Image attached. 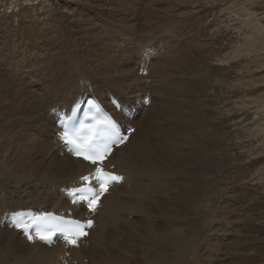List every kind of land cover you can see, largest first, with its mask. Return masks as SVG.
<instances>
[{
	"label": "rangeland",
	"instance_id": "1",
	"mask_svg": "<svg viewBox=\"0 0 264 264\" xmlns=\"http://www.w3.org/2000/svg\"><path fill=\"white\" fill-rule=\"evenodd\" d=\"M261 48L264 0H0V254L35 256L34 248L20 256V244L6 243L2 212L37 209L25 200H40L35 191L57 179L47 138L57 130L41 124V101L60 87L61 100H74L83 80L118 107L127 90L141 88L149 106L134 120L126 116L134 122L127 127L145 140L152 168L126 170L125 185L111 190L116 207L99 217L112 215L95 231L106 233L104 244L71 264H89L88 256L94 264H264ZM59 165V176H68L71 165L64 158ZM54 196L43 200L46 209L66 204Z\"/></svg>",
	"mask_w": 264,
	"mask_h": 264
},
{
	"label": "bare ground",
	"instance_id": "2",
	"mask_svg": "<svg viewBox=\"0 0 264 264\" xmlns=\"http://www.w3.org/2000/svg\"><path fill=\"white\" fill-rule=\"evenodd\" d=\"M215 1V0H214ZM217 1V0H216ZM226 1V0H225ZM207 3H209V2H207ZM217 7V6H216ZM260 26V25H259ZM146 43V42H145ZM264 48H261L260 50L262 51ZM255 70H256V68L258 69V68H261L262 69V66H255V67H253ZM260 69V70H261ZM249 70H251V71H249ZM254 70V71H255ZM129 71H131V70H129ZM246 71L247 72H245L246 74L247 73H249V72H253V69H246ZM257 71V70H256ZM256 71H255V73H256ZM259 71V70H258ZM160 73V72H159ZM112 76V75H111ZM192 76V75H191ZM108 77V76H107ZM104 78V77H103ZM113 81V80H112ZM82 83H83V80L81 81V83L79 82V84H77V86L80 88V90H83V92L81 93V94H78V95H73V96H75V98H74V100H66V101H63V100H61L60 99V94H61V96L63 97V96H65V91H63V87H60V88H56L55 90H53V92L54 93H56V95H52L48 100H42L41 101V113L39 114V116L41 117V124H42V120L43 119H46L47 121H48V123H50L51 125H52V123H53V121H52V118H53V114L51 113V110L52 109H54V108H57V109H59V110H62L63 108H70L75 102H78V101H81L85 96H94V97H96L98 100H99V102L103 105H106L108 108H111L113 111H115V106H116V104L117 105H119V103H114V106L113 105H111L112 103H107L106 101H105V99L104 98H102V95L101 94H98V93H96V92H94V91H92V89H90V88H88V87H85V86H82ZM123 84V83H122ZM54 85V83H52L50 86H53ZM139 85V84H138ZM76 85H74V83H72V88H75V87H77ZM128 86V85H127ZM127 86H126V88H127ZM131 86V85H130ZM133 86V85H132ZM140 86V85H139ZM130 88V87H129ZM160 88V87H159ZM188 88V87H187ZM135 89V88H134ZM158 89V88H157ZM51 90V89H50ZM50 90L49 91H47L46 90V94L47 95H50L51 94V92H50ZM66 90V89H65ZM139 90V91H138ZM135 89V91H133V89H131V90H127V91H129V92H131L130 94H128V95H126V100H124L123 102H127V104H131L132 102H138V98H140V100H142V96H143V94L144 93H142V90H141V88H139V89ZM145 90V89H144ZM133 91V92H132ZM146 93V92H145ZM154 93H155V91H154ZM156 96V95H155ZM165 96V95H164ZM113 96H111L110 98H112ZM136 97V98H135ZM138 97V98H137ZM158 97V96H157ZM159 97H161V96H159ZM35 98V97H34ZM148 98V97H147ZM116 99V98H115ZM167 100H169V98H166ZM117 100V99H116ZM32 101V100H31ZM114 101V100H113ZM155 101H157V100H155L154 99V97H152V102L154 103ZM165 101V99H163V98H161V99H159V102L160 103H163ZM181 101H182V99H181ZM33 102V101H32ZM37 102V101H36ZM106 102V103H105ZM112 102V101H111ZM177 102V101H176ZM182 104H183V102H182ZM171 105H173V101L171 100ZM175 105V104H174ZM176 105H178V104H176ZM241 107H243V106H241ZM40 109V108H39ZM148 111V110H147ZM116 113H117V111H116ZM149 112H147V114H148ZM180 113V112H179ZM178 113V114H179ZM146 114V115H147ZM118 115L116 114L115 115V117H117ZM125 118H124V121L126 122V127L128 126V127H132L133 128V123L134 122H132V121H130L126 116H124ZM118 118V117H117ZM31 120V119H30ZM34 120V119H33ZM29 121V120H28ZM141 121V120H140ZM139 121V123L135 126V128H139V126H140V124L141 123H143V122H140ZM158 121H157V119L156 118H153V121H152V125L150 124V122H149V120H148V125H147V129H150V127H153L156 123H157ZM35 124V123H34ZM144 124V123H143ZM142 124V125H143ZM120 125L122 126V122L120 121ZM46 126V125H45ZM169 129V128H168ZM55 130V129H54ZM57 130V129H56ZM34 131V130H33ZM36 131V130H35ZM204 131V130H203ZM57 133H58V130L56 131ZM152 132V131H151ZM136 133V132H135ZM133 134V135H131L130 136V138H129V140L126 142V144H124L122 147H118V148H114V147H112L111 148V150L113 149L114 151H113V153H112V155L110 156V159L108 160V162L107 163H105L104 165L105 166H114L113 165V161H114V159H115V155H117V154H120L121 156H120V161H118L119 163H118V166H116V167H114V171H112V172H115V173H118V174H121V175H123V177H122V179H121V183L119 184V185H115V186H113L112 188H110V193H108V194H106V195H104L103 197H102V199H101V202H100V205H99V207H98V212L96 213V215L94 216V219H95V226H94V228L92 229V230H90V233H89V235H88V238H87V241L83 244V245H81L82 247H79V248H74V249H69L68 251H69V254H70V257L68 258L69 259V261H72V259H77V257H79L80 258V255L79 254H81V251H82V254L84 253L85 254V252L88 254V252L90 253V252H92V251H96L97 249H99L103 244H104V242H105V238H106V233L104 234V232H99V233H96L95 231L98 229V227L100 226L101 228H102V226L104 227V228H106V226H107V224H108V222H109V220H110V216H112L111 214H108V219L105 221V222H103V221H101V220H99V217H106L107 215H106V211H108V213H110L111 212V210H113L112 208H115L116 206L115 205H112V202H111V190L113 189V188H115V187H117V186H122V185H125V180H124V178L125 179H127V174H129V173H126V170H129V172L130 171H134V168H136V167H138V165H141L142 167H141V171L140 172H143L142 170V168L145 166V167H147V169H148V167L149 166H151V162L147 159V157H146V150H147V147H146V142H145V140L144 141H142L141 139L139 140L138 139V136L136 135V134ZM165 135V137H167L169 134H167V132H165L164 131V133H161V135ZM136 135V136H135ZM178 135H181V134H178ZM186 135V134H185ZM160 136V135H159ZM184 137V136H183ZM187 137V136H186ZM47 138H50V143H51V146H52V148H53V150H54V154L51 156V163H53L55 166H56V168H54V169H57V175H56V178L57 179H54V181L50 184V189H49V187H46V186H42L41 187V190H36L35 192V195H38L39 193V195H38V197L40 198V200H36V199H30L29 197L25 200V202L27 203V204H29V206H31V207H35V208H37V209H39V208H41L42 210H49V211H54V210H57V209H59V210H63V209H68V210H71V211H73V212H75V213H78L79 214V216H83L84 215V213L83 212H81L80 211V209L79 210H76V208H77V203H73V205L70 207L68 204H67V200L65 199V196L64 195H57V194H55V191H56V189H58V191L60 190V189H62V188H64V187H67L68 189H70V187L72 188V186L73 185H70V184H72L71 183V179H72V177L74 176L75 177V175H77L78 174V179L80 178H82L83 176H85L86 174H88L89 173V171L92 169V166L90 165V164H88V163H85L84 161H82V160H80V159H74V158H72V157H70V156H68V155H66L65 153H64V151H63V149H62V147H61V145H59V143H58V141H57V137H56V133H54V134H52V133H50L49 135H48V137ZM135 138V139H134ZM176 138H178V137H176ZM182 138V137H181ZM169 139V138H168ZM185 139V138H184ZM177 140V139H176ZM132 141H133V143H132ZM156 141V140H155ZM177 142V141H176ZM183 142V141H182ZM45 143V142H44ZM180 143V142H179ZM185 143V142H184ZM183 143V144H184ZM154 144V143H153ZM1 145V144H0ZM43 142L41 141V147H43ZM45 145H47V143L45 144ZM156 145V144H155ZM181 146H182V144H180ZM185 145V144H184ZM2 146V145H1ZM5 146V145H4ZM160 146V145H159ZM3 147V146H2ZM156 147H157V145H156ZM37 148V147H36ZM50 147H48V149H49ZM51 148V149H52ZM159 148V151H160V147H158ZM126 149V150H125ZM182 148H180V150H181ZM10 150V149H9ZM23 150V149H22ZM21 150V151H22ZM25 150V149H24ZM13 151V150H12ZM20 151V152H21ZM26 151V150H25ZM183 151H184V149H183ZM12 153V152H11ZM161 153V152H160ZM163 153V152H162ZM177 154V153H176ZM15 155V154H14ZM10 156V155H9ZM35 156V155H34ZM37 156V155H36ZM43 157V156H42ZM179 157V156H178ZM177 157V159H179ZM45 158V157H44ZM43 158V159H44ZM59 158H64L65 159V161L66 162H68L71 166H70V173L68 174V176H64L63 174V176H59V172H60V168H61V166L60 165H62V164H60L59 165ZM182 158V157H181ZM180 158V159H181ZM7 159H9V158H7ZM20 159V158H19ZM36 159V158H35ZM162 159H163V157H162ZM2 160H3V158H2ZM15 161V160H14ZM41 161H42V159H41ZM6 162V161H5ZM168 163H170V160H168L167 161ZM173 162V161H172ZM4 163V162H3ZM11 163V162H10ZM14 163V162H13ZM161 163H163L162 161H161ZM2 164V163H1ZM36 164V163H35ZM34 164V165H35ZM43 164V163H42ZM155 164V163H154ZM167 164V163H166ZM176 164V163H175ZM4 165V164H3ZM10 165V164H9ZM16 165V164H15ZM29 165V164H28ZM44 166L43 167H45V165L46 164H43ZM168 165V164H167ZM173 165V164H172ZM17 166V165H16ZM60 166V167H59ZM68 166V165H67ZM6 167V166H5ZM10 167V166H9ZM69 167V166H68ZM67 167V168H68ZM156 167V166H155ZM176 167H177V165H176ZM11 168V167H10ZM9 168V169H10ZM36 168V167H35ZM49 168V167H48ZM51 168V167H50ZM151 168H152V166H151ZM151 168H149L150 170H151ZM154 168V167H153ZM163 168V167H162ZM14 169V168H13ZM65 169V168H64ZM138 169H140V168H138ZM159 169H161L160 167H159ZM62 170V169H61ZM137 170V169H136ZM162 170V169H161ZM44 171H45V169H44ZM138 171V170H137ZM136 171V175H139L140 176V173H139V171L137 172ZM147 171H149V170H147ZM152 172V174H153V171H155L154 169H152L151 170ZM167 171V170H166ZM12 172V171H11ZM21 172V171H20ZM42 172V171H41ZM49 172V171H48ZM144 172H145V170H144ZM156 172V171H155ZM163 172V171H162ZM28 173V172H27ZM26 173V174H27ZM44 173V172H43ZM134 173H135V171H134ZM137 173H139V174H137ZM149 173V172H148ZM166 173V172H165ZM164 173V174H165ZM24 174V173H23ZM41 174V173H40ZM132 174V173H131ZM142 174V173H141ZM158 174V173H157ZM156 174V175H157ZM160 174V173H159ZM172 174V173H171ZM170 174V175H171ZM39 175V174H38ZM143 175V174H142ZM18 176V175H17ZM24 176V175H23ZM22 176V177H23ZM69 176H71V178L69 177ZM126 176V177H125ZM138 176V179L140 178ZM144 176L145 175H143V178H144ZM25 177V176H24ZM67 177H69V178H67ZM130 177V176H129ZM136 177V176H135ZM146 177V176H145ZM155 177V176H154ZM160 177V176H159ZM166 177V176H165ZM174 177H176V176H174ZM147 178V177H146ZM150 178H152L151 176H150ZM163 179H165L164 177H162ZM161 178V179H162ZM142 179V178H141ZM129 181V180H128ZM156 181V180H155ZM59 183H64L63 185H61V186H59L58 187V185H59ZM66 183H67V185H66ZM166 184V183H165ZM38 185V184H37ZM44 185V184H43ZM46 185V184H45ZM70 185V186H69ZM156 185V184H155ZM167 185V184H166ZM53 187V188H52ZM164 188V187H163ZM64 190H67V189H64ZM130 191V190H129ZM53 192V193H52ZM41 193L43 194V197L45 196V197H47V199H42L41 197ZM60 193V192H59ZM51 194H53L52 196H50V197H48V195H51ZM56 196V198H59L60 196V198L62 199V200H65L66 201V204H61V202L60 201H54V202H51V203H49L48 205H49V209H46V207L44 206V202H43V200H51V199H54L53 198V196ZM54 196V197H55ZM44 197V198H45ZM121 196H119V198H120ZM34 198H35V196H34ZM8 202V201H7ZM2 206V205H1ZM118 207V206H117ZM23 209H29V208H23ZM30 209H32V208H30ZM105 209H107V210H105ZM145 209V208H144ZM5 211H7V212H9V211H15V210H7L6 208L3 210V212H2V214L3 213H5ZM121 211V210H120ZM192 211V210H191ZM118 212V211H117ZM164 212H165V210H164ZM169 212V211H168ZM120 213V212H119ZM121 214V213H120ZM169 219V218H168ZM186 219V218H185ZM173 220V219H172ZM2 221V220H1ZM5 221V220H4ZM8 221V220H7ZM120 221V220H119ZM113 222V221H112ZM110 223V222H109ZM174 223V222H173ZM8 224V223H7ZM111 224V223H110ZM114 224V223H113ZM177 224H178V222H177ZM180 224V223H179ZM2 226H3V224H2ZM125 226H126V224H125ZM135 225H133V227H134ZM172 227V226H171ZM107 228H108V226H107ZM110 228V227H109ZM112 228V227H111ZM177 228V227H176ZM6 232H7V234H6V243L7 244H9V245H13V246H17L18 244H20L23 248L21 249V251L19 252V255L20 256H26L27 257V255H28V253H27V251L29 250V249H32V248H34V249H32L33 250V253H34V257H32V258H29L28 259V261H26L25 262V260H19V258L18 257H14V259H12V256H10L11 258H8V254L9 255H13L15 252L13 251V250H11L8 254H5V255H1L0 254V263L1 264H31L35 259H38V260H40V261H42L44 264H58V259L61 257V253H62V250H61V248H60V246H54V247H51V248H48V247H44V246H42L41 244H37V243H34V244H27L24 240H22L21 238H20V235L18 234V232L17 231H15L14 229H9V228H7V225H6ZM134 229V228H133ZM104 230H106V229H104ZM108 230V229H107ZM111 230V229H110ZM176 230V229H175ZM178 230V229H177ZM180 230V229H179ZM97 231H99V230H97ZM118 232V231H117ZM157 233V232H156ZM160 233V232H159ZM165 233V232H164ZM113 234V233H112ZM118 234V233H117ZM117 234H115V235H117ZM107 235H108V233H107ZM121 235V234H120ZM179 235H181V233L179 234ZM177 236V235H176ZM116 237V236H115ZM122 237V236H121ZM167 237H168V234H167ZM176 240V239H175ZM174 240V241H175ZM114 241V240H113ZM117 242H118V240H117ZM181 242V241H180ZM108 243V242H107ZM144 244V243H143ZM197 244V243H196ZM88 245H89V247H88ZM155 245V244H154ZM153 245V246H154ZM187 245H189V244H187ZM198 245V244H197ZM159 246V245H158ZM118 247V246H117ZM161 247V246H160ZM88 248V249H87ZM92 248V249H91ZM195 248V247H194ZM18 250V249H17ZM159 250V249H158ZM213 250V249H212ZM211 252V251H210ZM214 252V251H213ZM96 253V252H95ZM172 253V252H171ZM41 254H45V255H43L42 257H41ZM81 254V255H82ZM89 257V264H94V261H93V258H91V256H88ZM98 257H100V256H98ZM102 257V256H101ZM81 259V258H80ZM113 259V258H112ZM105 261V260H104ZM116 261V260H115ZM97 262V261H96ZM64 263V262H63ZM79 264H81L80 262H78ZM68 264V263H67ZM88 264V263H87ZM99 264H100V262H99Z\"/></svg>",
	"mask_w": 264,
	"mask_h": 264
},
{
	"label": "snow or ice",
	"instance_id": "3",
	"mask_svg": "<svg viewBox=\"0 0 264 264\" xmlns=\"http://www.w3.org/2000/svg\"><path fill=\"white\" fill-rule=\"evenodd\" d=\"M113 135H117L115 130H111ZM126 137H118L111 143H97L95 141L88 143L86 147L83 142L77 143L76 139L70 138L69 133L64 130L60 136V140L73 150V154L78 158L88 161L91 165L95 166V171L90 175L81 178L82 186L72 190L71 195L74 198L73 202H82L89 208L90 211H95L97 202L100 197L107 192L109 186L114 182H119L122 177L114 176L105 171L103 162L111 153L113 144L122 143ZM91 221L82 223L81 221L69 220L65 222V227L58 229L60 235L69 246H78V241L87 235L86 228L91 227ZM15 227L27 232L30 224L23 220V217H18ZM38 234V238L48 243L52 242V236L56 233L54 231L47 232L46 234ZM29 240L32 236H28Z\"/></svg>",
	"mask_w": 264,
	"mask_h": 264
}]
</instances>
